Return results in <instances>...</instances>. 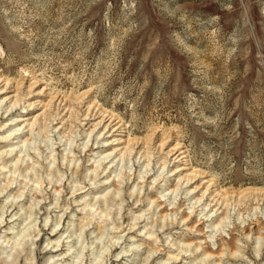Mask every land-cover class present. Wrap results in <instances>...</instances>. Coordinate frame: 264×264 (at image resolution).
<instances>
[{
  "label": "rangeland",
  "instance_id": "1",
  "mask_svg": "<svg viewBox=\"0 0 264 264\" xmlns=\"http://www.w3.org/2000/svg\"><path fill=\"white\" fill-rule=\"evenodd\" d=\"M0 87V264H264V0H0Z\"/></svg>",
  "mask_w": 264,
  "mask_h": 264
},
{
  "label": "bare ground",
  "instance_id": "2",
  "mask_svg": "<svg viewBox=\"0 0 264 264\" xmlns=\"http://www.w3.org/2000/svg\"><path fill=\"white\" fill-rule=\"evenodd\" d=\"M4 90L0 87V92H3ZM10 96V95H9ZM8 97V96H7ZM6 99L5 98H1L0 99V109H2V103H3V101H5ZM19 103V100H13L11 103H10V105L9 106H7V108H9V109H11L13 106H15V105H17ZM4 104H6V101H5V103ZM91 105V104H90ZM12 119H15V120H17V121H20V120H23L24 119V117L22 118V117H19V116H16L15 118H11V120ZM112 119V118H111ZM103 120V119H102ZM6 123V122H5ZM5 123H0V127H3L4 125H5ZM101 123V120L99 121V123L98 124H100ZM110 123V122H109ZM109 123H107V124H105V127L104 128H106L107 127V125H109ZM15 125H19V123H16ZM96 126V125H95ZM119 126L118 125H114V130H116L117 128H118ZM21 128V126H19V127H15L14 128V126H10V127H7V133L6 134H0V139H7L11 134H13V132H15L16 130H18V129H20ZM94 129V128H93ZM93 129H91V131L88 133V136H90L91 135V132L93 131ZM5 130V131H6ZM17 138V137H20V133H15V135L13 136V138ZM118 141L117 142H121V140H120V137H118V138H116ZM16 140V139H15ZM13 141V142H11V143H9V148L8 149H4V150H1L0 151V159H2V161L0 162V170H2L3 168H5V167H7V166H9L10 164H8V162H10V163H13L14 164V167L16 166L15 164L17 163V162H21V161H24L25 159L23 158V157H19V156H17V158H16V160L14 161V162H12V159H10V160H5L4 159V155H6V154H9L10 155V153H12V151H13V149H14V144L16 143V142H20V143H22V144H24L25 143V140H19V141ZM60 140H61V137H60ZM124 140V139H123ZM126 141V140H125ZM69 143H71V140H69ZM87 145V142L86 143H84L83 144V147L84 146H86ZM70 149V148H69ZM65 150H67V148H65ZM20 152L21 151H23V150H19ZM112 153V151L111 152H109V153H107V154H104L103 156H101V159H98V160H94V162H95V166L92 168V169H90V171H92L93 173H94V176H93V178H95L96 177V175L98 174L97 173V169L101 166V163H102V161L104 160V159H106V158H108L109 157V155ZM25 155H28V153L27 154H25ZM50 155H52V163L54 162V160H55V157L53 156V153L52 154H50ZM178 156V155H177ZM68 157V154H67V152H65L62 156H61V158L62 159H66ZM73 160H74V158L73 157H71L68 161H66V162H69L68 163V165H70L72 162H73ZM8 164V165H7ZM13 164H11L10 166H9V168L8 169H10L12 166H13ZM18 164V163H17ZM30 167H32V166H30ZM164 168V165L162 166V169ZM182 168H184V167H181L180 169H182ZM12 171V170H11ZM20 174V173H19ZM26 176V175H25ZM11 178V177H10ZM13 180H14V178H12ZM12 179H10V180H12ZM106 179L107 178H105V179H103V180H101V181H106ZM180 180V179H179ZM178 180V181H179ZM34 182H36V184L38 183L40 186H41V181L39 180V181H34ZM41 182V183H40ZM49 182H51V181H49ZM7 183V182H6ZM9 183V182H8ZM178 185H180L179 183L176 185V187L175 188H172V189H170V190H168V192H171V193H174L175 192V195L173 196V197H175L176 195H177V193H176V189H177V186ZM5 186H6V184H5ZM82 187V186H81ZM3 188V187H2ZM75 189L76 188H74L73 190H72V192H74L75 191ZM0 190H2V189H0ZM1 192V191H0ZM54 192H57V193H59V189L56 187V188H54ZM80 192H82V191H80ZM21 193H22V191H21ZM20 193V194H21ZM20 194H18L17 195V197H19V196H21ZM113 194V196L115 195H118L119 193H117L116 191H114V193H112ZM164 194H161V196H163ZM10 196V195H9ZM15 196V195H14ZM14 196L11 198V200H10V202L12 203V200L14 199ZM95 198H97V201L96 202H98V201H102L103 202V205H105L106 206V208H107V202H106V197L105 196H94ZM8 198V197H7ZM76 200V199H75ZM139 200V199H138ZM200 199H198V200H196L195 202H197V201H199ZM151 202H153L152 200H151ZM10 203V204H11ZM38 204V203H37ZM94 204H95V202L93 203V204H90V203H84V205H83V207H82V209H84V207L85 206H89V209L90 210H92L93 208H94ZM193 206V205H192ZM159 207H162V205H160ZM97 209V207L95 208V209H93V210H96ZM1 212H3V207H1ZM104 210V209H103ZM192 210H193V208H192ZM4 213V212H3ZM172 213L173 212H170L169 214H164V215H162L161 216V218L163 219V220H165V219H167V216H170V215H172ZM105 216H107L108 215V213L106 212L105 214H104ZM47 216V215H46ZM142 216V214L140 215V216H138V217H141ZM48 217V216H47ZM46 217V218H47ZM60 218H61V216L59 217V219L57 220V222H56V224H58L59 222H60ZM3 220H2V214L0 215V223L2 222ZM91 221V220H90ZM87 223H90L89 221L88 222H86L85 224H87ZM85 224H82V225H85ZM132 225H130V227H132L133 225H134V222L133 223H131ZM81 225V226H82ZM83 227V226H82ZM82 227H80V228H82ZM54 228H55V226H53V228H51V230H54ZM114 228V227H113ZM142 230H139V232H141ZM56 233H54L53 234V236L55 235ZM144 234H147V236L148 237H152L153 236V234H154V232L153 231H145L144 232ZM10 237V236H9ZM54 239H56V241L52 244V246H58L59 245V239L58 238H54ZM145 239V238H144ZM13 242H15V241H13ZM50 242H52V238L49 240V243ZM142 244V242L140 243H137V247L139 246V245H141ZM187 247L188 246H190V244H187L186 245ZM195 248L197 249V248H199V245H196L195 246ZM190 248H188L187 250H189ZM133 250V249H132ZM150 250H152V251H154V249H150ZM156 250V249H155ZM192 250V249H191ZM126 251V250H125ZM151 252V251H150ZM60 254V253H59ZM80 260H81V258H80ZM76 262V261H75ZM99 263V262H98Z\"/></svg>",
  "mask_w": 264,
  "mask_h": 264
}]
</instances>
